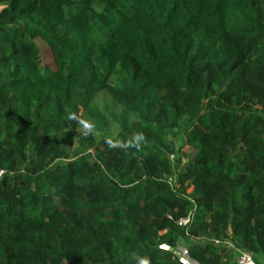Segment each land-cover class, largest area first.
Returning a JSON list of instances; mask_svg holds the SVG:
<instances>
[{"label":"trees","instance_id":"obj_1","mask_svg":"<svg viewBox=\"0 0 264 264\" xmlns=\"http://www.w3.org/2000/svg\"><path fill=\"white\" fill-rule=\"evenodd\" d=\"M0 170V264H264V0H0Z\"/></svg>","mask_w":264,"mask_h":264},{"label":"built area","instance_id":"obj_2","mask_svg":"<svg viewBox=\"0 0 264 264\" xmlns=\"http://www.w3.org/2000/svg\"><path fill=\"white\" fill-rule=\"evenodd\" d=\"M3 175H4V172L0 170V179L2 178ZM190 221H191V216H188L187 218L180 220L178 222V226L186 227L190 223ZM215 244L218 245V242H215ZM223 245L229 247L233 251L235 264H255L254 261L252 260L251 256L248 253H246L240 249L235 248L229 242H226ZM181 256L187 257L186 250H183L181 252Z\"/></svg>","mask_w":264,"mask_h":264},{"label":"rangeland","instance_id":"obj_3","mask_svg":"<svg viewBox=\"0 0 264 264\" xmlns=\"http://www.w3.org/2000/svg\"><path fill=\"white\" fill-rule=\"evenodd\" d=\"M113 130H115V128H113ZM180 144H181L180 143V140L178 138H176L175 148H177L178 146H180ZM181 152L183 154L184 161L187 160V159H190L192 157L191 151L189 149H187V148H183ZM184 246H185V243L182 242L180 244V247H178V249L182 252L183 250H185L184 249ZM184 258L188 259L187 257H184ZM192 264H194V263H192Z\"/></svg>","mask_w":264,"mask_h":264},{"label":"water","instance_id":"obj_4","mask_svg":"<svg viewBox=\"0 0 264 264\" xmlns=\"http://www.w3.org/2000/svg\"><path fill=\"white\" fill-rule=\"evenodd\" d=\"M164 250H168L170 252H173L174 256L178 258L183 264H192L188 259L181 256V251L179 249L173 251L172 249L162 247Z\"/></svg>","mask_w":264,"mask_h":264}]
</instances>
